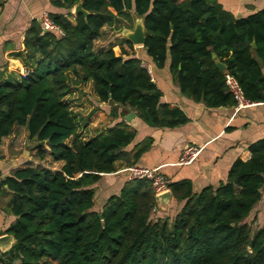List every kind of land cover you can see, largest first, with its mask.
I'll use <instances>...</instances> for the list:
<instances>
[{"label": "trees", "instance_id": "1", "mask_svg": "<svg viewBox=\"0 0 264 264\" xmlns=\"http://www.w3.org/2000/svg\"><path fill=\"white\" fill-rule=\"evenodd\" d=\"M49 2L67 11L48 14L63 35L42 31L36 20L25 31L18 56L27 73L19 84H0V145L14 127H24L41 143L35 146L40 161L64 164L59 171L26 167L2 178L0 192L8 194L15 220L6 230L14 244L0 253V264H264V227L246 222L264 189V138L247 146L251 158L234 161L217 187L194 193L190 181L170 183L172 198L182 203L172 220L154 218V191L145 179L126 181L95 211L102 175L114 173L117 163L134 164L147 146L133 156L126 151L135 132L123 122L82 141L63 101L72 73L80 84L91 82L99 102L136 112L150 128L188 122L180 109L160 103L131 42L122 38L93 51L102 29L132 12L142 18L146 55L157 68L168 66L184 97L208 108L234 106L224 84L228 73L246 100L264 102V9L237 18L216 0ZM78 3L88 16L77 14L72 22L69 12Z\"/></svg>", "mask_w": 264, "mask_h": 264}, {"label": "crops", "instance_id": "2", "mask_svg": "<svg viewBox=\"0 0 264 264\" xmlns=\"http://www.w3.org/2000/svg\"><path fill=\"white\" fill-rule=\"evenodd\" d=\"M216 1L237 18L264 9V0ZM45 13L66 14L67 11L53 7L49 0H3L0 4V84L16 85L22 81L27 69L24 67L23 57L18 55L23 54L25 31L33 20L38 21ZM69 13L73 16L72 10ZM96 42H100V38ZM100 49L105 50L107 47L102 46ZM113 49L117 50L114 53L118 56V47ZM93 51L95 52L94 48ZM133 56L140 59L142 66L147 69L152 83L161 94L160 103L180 109L188 122L172 129L150 128L138 118L136 112L123 107L112 108L107 103L99 102L91 82L80 84L76 76L68 73V85L74 80L78 92L70 90L72 86L69 85V93L63 101L68 106L77 127V135L82 141L105 135L123 122L129 130L135 132L126 151L133 156L139 147L147 146L134 164L117 163L114 173L102 175L95 186V200L100 202L99 206H95V211H100L110 196L119 194L127 181L125 170L130 166L157 169L171 183L190 181L193 192L198 193L207 186L217 187L225 182L234 161L246 162L251 158L247 146L264 138V102H252L250 106L239 110L234 106L208 108L203 103L184 97L173 81L168 66L157 68L143 47L134 46ZM130 113H134V117L127 121L126 116ZM27 133L24 127H14L11 134L2 139L0 172L3 177L26 167L42 166L59 171L63 166V162H53L49 157L44 162L40 161L35 147L38 144L28 140ZM71 142L72 139L66 141L67 144ZM188 145L200 146L202 150L192 164L179 165V156ZM46 164L54 167L44 166ZM8 201V194L0 192V236L8 235L6 230L15 220L7 212ZM181 206L182 203L171 196L164 210L156 206L154 218L172 220ZM246 222L254 228L264 227V189L261 190L260 201L254 206ZM13 244L14 241L10 240L4 250ZM0 253H3L1 249Z\"/></svg>", "mask_w": 264, "mask_h": 264}, {"label": "built area", "instance_id": "3", "mask_svg": "<svg viewBox=\"0 0 264 264\" xmlns=\"http://www.w3.org/2000/svg\"><path fill=\"white\" fill-rule=\"evenodd\" d=\"M9 1V0H8ZM241 1V0H237ZM38 23L41 26V30L44 32L50 31L56 33L58 36H62V31L52 22L48 14H43L42 17L38 20ZM27 72L23 74V77ZM224 84L227 89V92L231 95L235 105L236 110L244 109L251 105L252 102H249L244 97L242 90L236 81V79L225 73L224 75ZM202 147L195 145L186 146L178 160L179 165H190L192 164L196 158L199 156ZM127 181L131 180H148L153 188L154 197L169 190L170 180L163 176L157 169L154 168H146L139 166H130L126 170ZM3 176L0 175V185L2 182Z\"/></svg>", "mask_w": 264, "mask_h": 264}, {"label": "water", "instance_id": "4", "mask_svg": "<svg viewBox=\"0 0 264 264\" xmlns=\"http://www.w3.org/2000/svg\"><path fill=\"white\" fill-rule=\"evenodd\" d=\"M73 13L75 15L77 14H81L84 18H86L88 16V12H86L81 3H78L74 8H73ZM136 17V16H135ZM122 38L126 39L127 41L131 42V44L133 46L136 47H143L144 45V40H145V32H144V26H143V22H142V18H137L136 17V21L133 27L132 31H128V30H124L122 31ZM252 47L254 48L255 45L254 43L252 44ZM212 60L215 64V66L217 67V69L220 72H224L225 71V66L219 62L217 60V57L215 54H211ZM134 117V113H130L128 114V116H126V120L130 121L132 118ZM26 138L28 140H30V134L27 133ZM32 141H35V139H31ZM38 145H41V143H38ZM3 186H4V182H2ZM171 191L167 190L157 196H155V204L159 209L164 210L166 208V206L168 205V202L171 198ZM10 240H13V237L11 235H4V236H0V249L3 252L8 251L11 247H9L8 249L4 250L6 248V246L8 245V243L10 242Z\"/></svg>", "mask_w": 264, "mask_h": 264}, {"label": "rangeland", "instance_id": "5", "mask_svg": "<svg viewBox=\"0 0 264 264\" xmlns=\"http://www.w3.org/2000/svg\"><path fill=\"white\" fill-rule=\"evenodd\" d=\"M73 11V9H72ZM74 16L75 14L73 13V16L70 17L71 21L74 22ZM136 21V17L135 15L131 12L129 17H124V18H119V23L115 24L114 26L111 27H106L104 30H102L101 35H100V42H94V50L95 52H98L100 49V47L105 46V47H110L112 45H114L115 43L119 42L122 39V31L124 30H128V31H132L134 24ZM113 51L116 53L117 50ZM69 85H71L72 87H70V90H73L75 92H78V89L76 88V84L74 83V80H71V82H69ZM69 100V99H66ZM44 166H48L50 168H53L54 166L52 165H44ZM38 168H42V166H39ZM100 202L98 199L95 200V206H99Z\"/></svg>", "mask_w": 264, "mask_h": 264}]
</instances>
